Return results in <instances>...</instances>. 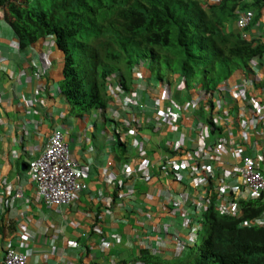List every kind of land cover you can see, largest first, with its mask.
Wrapping results in <instances>:
<instances>
[{"label": "trees", "instance_id": "1", "mask_svg": "<svg viewBox=\"0 0 264 264\" xmlns=\"http://www.w3.org/2000/svg\"><path fill=\"white\" fill-rule=\"evenodd\" d=\"M45 1L49 8L41 0H0V9L9 10L5 18L21 49L55 35L56 45L65 56L62 86L73 114L106 111L109 87L118 85L130 93L136 72L145 80L157 81L167 79V72H181L190 85L203 78V69L215 87L232 73L213 72L214 68L205 66L204 58L231 63L212 53L213 48L225 47L226 43L237 51L234 62L244 63L264 53V46L252 49L220 29L222 22L237 17L239 8H246L237 7L239 0H223L221 5L210 6V12L201 6V0ZM250 9L256 13L255 21L259 20L264 0H256ZM203 17L217 24L209 36L199 35L193 27ZM144 58L151 62L147 68L143 67ZM214 201L206 212V230L200 234L198 246L189 247L185 256L175 259L142 251L139 262L264 264V228L240 227L242 220L257 218L264 211L261 199L241 201L243 217L221 214Z\"/></svg>", "mask_w": 264, "mask_h": 264}, {"label": "crops", "instance_id": "2", "mask_svg": "<svg viewBox=\"0 0 264 264\" xmlns=\"http://www.w3.org/2000/svg\"><path fill=\"white\" fill-rule=\"evenodd\" d=\"M0 33L11 35L3 27ZM35 52L48 54L50 67L41 80L31 77L30 58L18 59L8 45H0V264L9 247L27 253L29 264H139V229L150 227L142 211L161 207L166 193L155 182H127L122 190L116 173L105 177L108 161L117 165L127 157L110 128L114 124L109 125L100 117L93 124V118L73 116L61 94L62 53L54 44L41 45ZM17 74L21 78L14 81ZM240 76L235 74L232 83ZM35 95L40 98L33 120H22L29 110L22 98ZM114 109L113 105L107 113L114 115ZM119 118L123 125L126 117L122 111ZM54 127L66 132V141L87 181L86 192L69 207H46L29 182L27 162L44 149ZM142 134L148 132L143 130ZM173 137L177 139L178 134ZM148 150L155 152L156 148ZM117 168L118 165L114 171ZM20 189L23 197L12 199ZM122 193L127 195L121 196ZM155 219L166 222L159 213ZM170 230L179 233L181 242L187 237L180 222Z\"/></svg>", "mask_w": 264, "mask_h": 264}, {"label": "clouds", "instance_id": "3", "mask_svg": "<svg viewBox=\"0 0 264 264\" xmlns=\"http://www.w3.org/2000/svg\"><path fill=\"white\" fill-rule=\"evenodd\" d=\"M255 1L256 0H239L237 7L245 5L246 8H239L236 18L231 21H224L220 26V29L225 34L235 36L241 44L247 47H251L252 49H255L260 45L264 46V10L261 11L262 16L259 18V20L255 21L256 13L252 9H250ZM200 3L206 11H209L210 6L221 5L223 4V0H201ZM8 13V9H0V27L5 28L11 34L10 36H5L0 33V45H8L11 49V53L15 57H18V59H20L19 57L30 58V65L33 69V75L31 74V77H35L37 80L43 79L45 72L50 67V65H48L47 67L48 54L44 53L43 55H41L40 52L36 53L35 50L37 47L45 44H54L57 47L55 42V35L42 37L34 45L21 49L19 46L17 35L9 25V21L5 18V15ZM193 27L195 28V30H197L199 35L204 34L206 36H209L217 27V24L212 23L206 17H203L199 22L193 24ZM231 45L232 44L226 43L225 47L217 46L213 48L212 51V53H217L218 57H222L229 61H232L231 63L225 62L224 60L214 63L215 60L211 58H204L205 66L207 68H214L211 69L213 72L232 73V75L227 80L221 81L219 85L215 87L209 84V75L206 71H203V69L202 73L204 74L203 78H205V82H201L199 79L198 81H195L197 84H194V86L192 87H190L186 82V89H184L185 76L181 72H167V79H164L163 81L151 80L149 77H147L149 79L145 80L140 72H136L137 80H133L134 88L130 93L122 91L118 85H112L109 87L107 96L109 101L106 111L102 112L99 110H94L90 112H77L76 114H73L71 112L70 104L63 92L62 85L65 81V56L64 52L60 50L59 47H57L58 50L62 53L64 60L63 82L60 87L62 90L61 94L65 98L66 104H68L69 106L70 113L78 118H93V124H97L98 118L100 117V115H102L104 118V122L110 123L109 125L114 124L111 125L110 128L113 131V134H117V142L120 145H123V151H126L127 153L125 161L117 163L118 168L116 169V171H114V169L117 165H114L113 162L110 161L106 163L105 171L106 173L108 171V173H105V177H109L110 175L116 173L119 176L118 177L115 174L117 181L119 178L121 179L118 181V186L121 189L127 182H130V184L138 182L152 184L155 182L160 185L166 193V200L161 205V207H153V209L149 207L147 208V210L143 209L142 211L150 227L139 229V235L142 236L140 237L141 239H138V243L141 240L139 257L136 260V262H138L139 264H142L141 262H139L142 251L148 252L150 255H156L162 259H175L176 257L185 256L187 250L189 249V247H192L193 244L194 246H198L197 235L204 233L201 232V219H203L202 212H207L214 200V204L218 211L221 214H226L230 217H243L244 211L240 205L241 201L248 202L250 200L261 199V202L264 203L263 195L250 197L246 200H241L239 202V212L235 215H229L227 211H222L217 203L221 199L226 201L234 198V195H229L227 194V192H225L228 190V187L223 184L215 185L210 183L208 185H201L200 188L197 189H191L189 184L187 185L184 182L182 183L173 179L172 187L170 189H167V187L163 183L164 176L160 175V172H154L147 181L143 180L142 178L144 169H146L147 162L154 163L157 167H159L161 162H163L162 160H165L170 156L179 157L182 154L181 150H185L187 153H192L194 151V148H198L197 143L192 146H189L187 144V147L180 146L182 145V135L187 134V140L192 141L190 137L193 136L194 138L195 136H197V128H200V135L204 137H206V135H210L212 137V135L214 134L213 131L211 132L210 129V131L207 132V125L201 124L202 122L206 123L208 121L205 119V116L200 114L201 112L205 113V115H207V113L210 114L211 125L213 122L214 114L218 113L221 117H223L225 116V113H238L240 103V99L238 98V96L246 94L242 87L248 88V95L258 92L255 91V89L262 88L261 78L264 74V53L260 56L252 57L244 63L234 62L233 58L237 51L230 50L229 48L231 47ZM143 61L145 64V66L143 67L147 68L149 64H151L148 58H144ZM255 62L257 63L256 65H254ZM240 63L242 65H240ZM237 73L241 74V76L239 79H236L235 77V82L232 83V77H234ZM20 78L21 75L17 74L13 78V80L18 81L20 80ZM205 84H207V88L211 90H205ZM195 93L200 98L205 96V100L200 106H198L195 100H193L192 94ZM183 97H186V99H184ZM39 98L40 97L36 95L35 97L32 96L31 98H22V103L29 109L27 111V115L23 117L22 120H33V115H35V108L39 102ZM113 105L116 112L113 115L115 118L120 117L121 111L125 115L126 119H124L123 125H119L120 122L118 119L107 118V111ZM218 108L219 111H217ZM193 119H196L197 121L193 122ZM188 121H190V123ZM25 124L27 125V123ZM55 129H59L60 131H62L64 135V141L69 146L68 142L66 141V132L64 131V129L60 127H54L47 135L44 149L46 148L49 137ZM139 129L141 133L139 132ZM143 130H146L148 134H142ZM121 131L126 132L125 134H123L121 133ZM7 134H9L8 130ZM174 134H178L177 139H174ZM130 143L132 146L130 145ZM153 146L156 148L155 152L148 150V148H151ZM175 146H177L178 149H175ZM44 149L37 156L29 159V161L27 162L28 174L29 163L43 154ZM69 149L71 151V158L74 162L77 163L79 170L83 175L85 186L87 187V181L84 177V172H82L79 162L74 157L70 146ZM29 182L34 186V183L33 181H31V179ZM86 190H84L82 193L86 192ZM35 192L37 193L36 188ZM80 194L76 196L75 200L70 205H72L76 201L77 197ZM17 195L20 196L17 197ZM126 195V193L121 194V196ZM22 197L23 192L20 189L14 194V197L12 199H21ZM38 199L40 198L38 197ZM174 200L181 203L182 208L180 209L183 211V213L187 214L188 212L189 214H191V212L195 211L196 215L193 214L190 221H188L187 218L180 216V214H176L173 217L171 211L177 209L173 204ZM43 204L45 205L44 202ZM70 205L66 207H69ZM61 207L65 206H59L58 208ZM158 213L161 214L164 219H166V222H158L155 219V216ZM262 213L258 217H260ZM254 219L242 220L240 222V227H243L241 226L243 222L249 220L253 221ZM179 222L181 223V228H184L186 230L187 235L186 239L182 242L178 239V237L180 236L179 233L170 230L171 227H174ZM258 227L262 228L260 226ZM117 242L118 244H120L121 239H118ZM9 249H13L17 253L26 255V261L27 264H29L27 253L18 251L16 248L12 247L5 249L4 261L2 264L6 263V255ZM169 252L172 253V255L166 254ZM57 263L62 262L58 261Z\"/></svg>", "mask_w": 264, "mask_h": 264}, {"label": "built area", "instance_id": "4", "mask_svg": "<svg viewBox=\"0 0 264 264\" xmlns=\"http://www.w3.org/2000/svg\"><path fill=\"white\" fill-rule=\"evenodd\" d=\"M261 80L262 88L255 89L258 92L254 94L248 95V88L242 87L246 94L240 95L242 100L237 114L225 113L223 117L218 113L213 115L209 128L214 133L212 137L200 135V128H197V136L190 137L192 141L187 140V134L182 135L180 146L197 143L198 148H194L192 153L181 150L179 157L161 159L163 162L159 167L147 162L143 180L147 181L154 172H160L167 189L172 187L173 179L189 184L191 189L210 183L223 184L228 187L225 192L234 195V198L226 201L221 199L217 203L229 215L239 212L241 200L264 196V74ZM174 148L178 149L177 146ZM71 157L62 131L55 129L43 154L29 163L30 179L38 197L47 207L68 206L87 188L77 163ZM173 204L177 208L171 211L173 217L180 214L190 221L192 215H196L195 211L183 213L179 201L174 200ZM254 225L264 227V212L253 221L243 222L241 226ZM6 256L5 264H27L26 255L13 249H9Z\"/></svg>", "mask_w": 264, "mask_h": 264}, {"label": "rangeland", "instance_id": "5", "mask_svg": "<svg viewBox=\"0 0 264 264\" xmlns=\"http://www.w3.org/2000/svg\"><path fill=\"white\" fill-rule=\"evenodd\" d=\"M41 2L44 4V7L45 8H49L48 5L46 4V1L45 0H41ZM193 77H196V76L194 75L191 78H193ZM204 80H205V78L200 79L201 82H205ZM217 80L219 81V79H217ZM186 82H187V79L185 78V84H184L185 87H184V89H186V85H187ZM189 86L192 87V86H194V84H190ZM192 97H193V100H195V102L197 103L198 106H200L204 102V100H205V96H203L202 98H200L199 96H197L196 93L195 94H192ZM238 98L240 100L242 99L241 96H238ZM200 114L203 115V116H205L206 117L205 119L208 120L206 123L202 122L201 124H206L207 125L206 126V131L209 132L210 131V129H209L210 128V123H211V121H210V114L207 113V115H205V113H203V112H201ZM107 118L108 119H112V118H115V117L113 115H111L110 113H107ZM100 119L102 121L104 120V118H103L102 115H100ZM117 119L119 120L120 118L118 117ZM196 121H197L196 119H193V122H196ZM101 126L104 127L105 124H101ZM247 195H249V194H247ZM202 214H203V219H201L202 220V231L201 232H205V230H206V212L203 211ZM199 242H200V234L197 235V243H199Z\"/></svg>", "mask_w": 264, "mask_h": 264}]
</instances>
